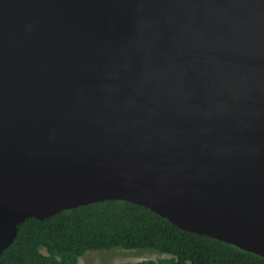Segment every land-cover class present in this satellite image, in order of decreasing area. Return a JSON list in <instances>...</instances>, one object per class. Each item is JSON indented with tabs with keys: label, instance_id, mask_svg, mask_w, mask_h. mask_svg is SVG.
Returning <instances> with one entry per match:
<instances>
[{
	"label": "water",
	"instance_id": "1",
	"mask_svg": "<svg viewBox=\"0 0 264 264\" xmlns=\"http://www.w3.org/2000/svg\"><path fill=\"white\" fill-rule=\"evenodd\" d=\"M105 200L264 258V0H0V254Z\"/></svg>",
	"mask_w": 264,
	"mask_h": 264
},
{
	"label": "trees",
	"instance_id": "2",
	"mask_svg": "<svg viewBox=\"0 0 264 264\" xmlns=\"http://www.w3.org/2000/svg\"><path fill=\"white\" fill-rule=\"evenodd\" d=\"M151 249L169 258L134 264H264V258L231 244L179 229L143 206L105 200L62 210L17 226L0 254L4 264H78L86 251Z\"/></svg>",
	"mask_w": 264,
	"mask_h": 264
},
{
	"label": "rangeland",
	"instance_id": "3",
	"mask_svg": "<svg viewBox=\"0 0 264 264\" xmlns=\"http://www.w3.org/2000/svg\"><path fill=\"white\" fill-rule=\"evenodd\" d=\"M151 249L127 250L113 247L106 250L86 251L78 258V264H134L141 259L169 258Z\"/></svg>",
	"mask_w": 264,
	"mask_h": 264
}]
</instances>
